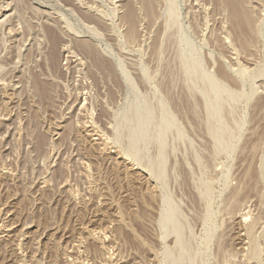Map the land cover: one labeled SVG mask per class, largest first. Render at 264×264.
I'll list each match as a JSON object with an SVG mask.
<instances>
[{"label": "rangeland", "instance_id": "1", "mask_svg": "<svg viewBox=\"0 0 264 264\" xmlns=\"http://www.w3.org/2000/svg\"><path fill=\"white\" fill-rule=\"evenodd\" d=\"M239 1L238 31L216 0L134 30L127 0H0V264H264V0Z\"/></svg>", "mask_w": 264, "mask_h": 264}, {"label": "bare ground", "instance_id": "2", "mask_svg": "<svg viewBox=\"0 0 264 264\" xmlns=\"http://www.w3.org/2000/svg\"><path fill=\"white\" fill-rule=\"evenodd\" d=\"M128 1V5L126 6V9H125V14H124V19L126 20V22H128L127 24H129L131 26L130 29L134 30V26L136 25V22L137 21V16H136V11L137 9L139 10H142L144 15H145V18H147V23L148 25L149 24H154V12H155V4H156V0H127ZM158 1V0H157ZM211 1V0H210ZM212 1H215V0H212ZM219 2V4H221L223 6L224 9H226L229 13V18H230V22L232 24V27L236 30H244L246 28H249L250 27V19L247 17L245 11L243 10L242 6H241V2L239 0H216ZM91 2V1H90ZM77 7V6H76ZM157 9V8H156ZM87 15H90V14H87ZM86 15V16H87ZM93 16V15H92ZM89 17V16H88ZM95 18V17H93ZM90 19V17H89ZM88 19V21H89ZM92 19V17H91ZM96 19V18H95ZM93 19V20H95ZM123 19V21H125ZM92 20V22H93ZM99 20V19H98ZM98 20L96 21V23L98 22ZM91 21V20H90ZM100 22V20H99ZM125 22V24H126ZM95 23V21H94ZM98 24V23H97ZM96 24V25H97ZM100 24V23H99ZM48 25V24H47ZM128 25V26H129ZM129 26V27H130ZM152 26V25H151ZM150 27V26H149ZM44 29V27H43ZM129 29V30H130ZM30 30V29H29ZM56 29H53V27L49 26L46 28V32H45V35H46V40H47V43H49L51 45L52 48H54V46H56L55 44L57 43L58 39L57 38L59 35H57L55 33ZM43 32V31H42ZM132 32V31H131ZM58 33V32H57ZM133 34V32H132ZM61 37V36H60ZM62 38V37H61ZM45 40V41H46ZM64 40V39H63ZM79 41V40H78ZM61 43V42H60ZM59 45V44H57ZM86 46V45H85ZM89 47V46H88ZM88 47L86 48L87 49V56L89 55V57H100V56H97L94 52H89L88 50ZM195 47V46H194ZM90 49V47H89ZM54 50V49H53ZM52 50V51H53ZM51 51V52H52ZM56 51V50H55ZM194 52V51H192ZM54 53V52H53ZM86 53V51H84V54ZM29 54V53H28ZM52 54V53H51ZM191 54V53H190ZM196 54V53H195ZM59 55V54H58ZM53 56V55H52ZM190 56V55H189ZM192 58V57H191ZM96 62L104 67L105 69H110L109 68V63L103 59H97ZM193 62V61H192ZM189 67V66H188ZM192 67V66H191ZM196 67V66H195ZM190 68V67H189ZM196 71V70H195ZM206 78V77H205ZM212 80V79H211ZM213 83V81H212ZM35 86L36 88L38 89V92L40 95H44L45 93V89H44V84L41 83L39 80H35ZM214 86V85H213ZM213 92V90H212ZM216 94V93H214ZM215 96V95H214ZM217 96V94H216ZM212 97V96H211ZM136 98V97H135ZM217 99V98H216ZM137 100V99H136ZM209 100V99H208ZM215 100V99H214ZM218 100V99H217ZM135 101V100H134ZM138 102V101H137ZM219 102V101H218ZM215 103V102H214ZM139 104V103H138ZM217 104V103H216ZM130 105V103L128 104ZM140 105V104H139ZM218 105V104H217ZM135 108V107H134ZM219 109V108H218ZM141 117V116H140ZM131 118V117H130ZM151 119V118H150ZM144 123V122H143ZM130 125V124H129ZM134 125V124H133ZM141 128V127H140ZM145 128V127H144ZM135 129V127H134ZM219 133V132H218ZM134 136V134H132ZM132 137V136H131ZM135 139V138H133ZM134 143V142H133ZM168 211V210H167ZM167 213V212H166ZM170 219V218H169ZM170 224V223H169Z\"/></svg>", "mask_w": 264, "mask_h": 264}]
</instances>
